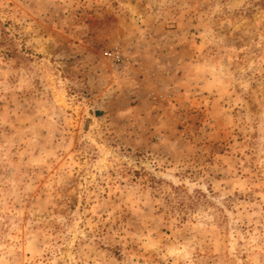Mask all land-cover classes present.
Returning a JSON list of instances; mask_svg holds the SVG:
<instances>
[{
  "label": "rangeland",
  "instance_id": "374dc122",
  "mask_svg": "<svg viewBox=\"0 0 264 264\" xmlns=\"http://www.w3.org/2000/svg\"><path fill=\"white\" fill-rule=\"evenodd\" d=\"M0 264H264V0H0Z\"/></svg>",
  "mask_w": 264,
  "mask_h": 264
}]
</instances>
